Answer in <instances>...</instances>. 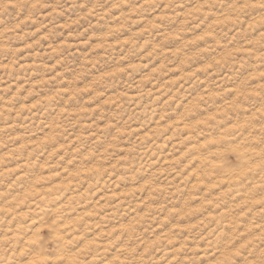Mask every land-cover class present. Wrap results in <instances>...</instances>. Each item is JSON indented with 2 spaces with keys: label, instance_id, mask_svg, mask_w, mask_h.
<instances>
[{
  "label": "clouds",
  "instance_id": "9594fccd",
  "mask_svg": "<svg viewBox=\"0 0 264 264\" xmlns=\"http://www.w3.org/2000/svg\"><path fill=\"white\" fill-rule=\"evenodd\" d=\"M0 264H264V0H0Z\"/></svg>",
  "mask_w": 264,
  "mask_h": 264
}]
</instances>
